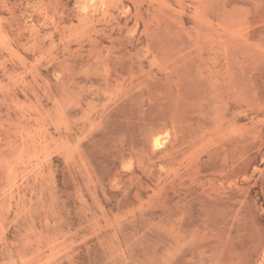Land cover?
Returning <instances> with one entry per match:
<instances>
[{
  "label": "rangeland",
  "instance_id": "obj_1",
  "mask_svg": "<svg viewBox=\"0 0 264 264\" xmlns=\"http://www.w3.org/2000/svg\"><path fill=\"white\" fill-rule=\"evenodd\" d=\"M0 264H264V0H0Z\"/></svg>",
  "mask_w": 264,
  "mask_h": 264
},
{
  "label": "bare ground",
  "instance_id": "obj_2",
  "mask_svg": "<svg viewBox=\"0 0 264 264\" xmlns=\"http://www.w3.org/2000/svg\"><path fill=\"white\" fill-rule=\"evenodd\" d=\"M158 140V139H157Z\"/></svg>",
  "mask_w": 264,
  "mask_h": 264
}]
</instances>
